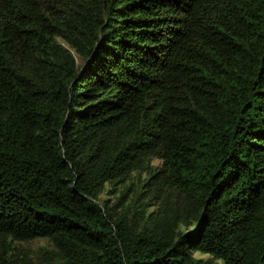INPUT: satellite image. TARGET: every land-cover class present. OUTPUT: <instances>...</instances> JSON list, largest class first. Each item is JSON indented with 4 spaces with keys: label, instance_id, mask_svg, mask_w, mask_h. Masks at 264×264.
Listing matches in <instances>:
<instances>
[{
    "label": "trees",
    "instance_id": "1",
    "mask_svg": "<svg viewBox=\"0 0 264 264\" xmlns=\"http://www.w3.org/2000/svg\"><path fill=\"white\" fill-rule=\"evenodd\" d=\"M0 264H264V0H0Z\"/></svg>",
    "mask_w": 264,
    "mask_h": 264
},
{
    "label": "rangeland",
    "instance_id": "2",
    "mask_svg": "<svg viewBox=\"0 0 264 264\" xmlns=\"http://www.w3.org/2000/svg\"><path fill=\"white\" fill-rule=\"evenodd\" d=\"M39 244H42V242H40V241H36V242H34V243L32 244V246L34 247V246L39 245ZM195 256H196V257H207V255H202V254L199 253V252H196V253H195Z\"/></svg>",
    "mask_w": 264,
    "mask_h": 264
}]
</instances>
